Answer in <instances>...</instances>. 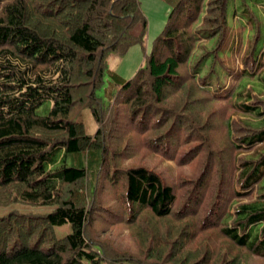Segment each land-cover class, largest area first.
I'll use <instances>...</instances> for the list:
<instances>
[{"label":"trees","instance_id":"obj_1","mask_svg":"<svg viewBox=\"0 0 264 264\" xmlns=\"http://www.w3.org/2000/svg\"><path fill=\"white\" fill-rule=\"evenodd\" d=\"M168 1L126 78L109 60L145 43L141 0H0V206L53 207L0 214V264H264V18L239 1L244 35L236 0ZM113 181L132 251L97 247Z\"/></svg>","mask_w":264,"mask_h":264},{"label":"rangeland","instance_id":"obj_2","mask_svg":"<svg viewBox=\"0 0 264 264\" xmlns=\"http://www.w3.org/2000/svg\"><path fill=\"white\" fill-rule=\"evenodd\" d=\"M239 1L241 2V0H236L235 2L232 1L229 4V23L233 29H236L238 32L242 31V33L246 35L249 33L248 21L246 17L240 13L241 5ZM246 1L253 9L255 14H257V16L264 18L263 3H255L253 0ZM141 5L149 21L145 43H133L124 54H112L109 60L110 66L115 68L119 74L126 78L132 77L137 72L139 67L144 63L147 53H150L154 46L155 38L160 34L166 25L170 10L172 8V5L168 0H141ZM236 9L238 11L236 13L237 16H234ZM242 24L244 26L243 28L241 26ZM210 45H212V43ZM223 52L228 53L229 49L226 48ZM218 67L219 66L217 65V68ZM108 80L109 76H105V82L99 90L103 97H105ZM83 111H85V122L88 132L94 133L98 126L97 122L89 108H85ZM127 124L128 123L125 117H119L117 121L112 123V125H115V127L119 130L118 132L124 130ZM119 190L120 186L119 184L115 183V181L111 183H104L101 187V201L103 202V205H106L107 207L106 209L99 208L93 212V227L97 233V236H99L100 241L97 247L102 251L106 249L108 253H117L119 252L118 249L121 248H123V250L128 248V251H132V248H136V241L130 232L129 226L126 224V219L123 222L121 221V217L125 216H121V214H119L122 208L121 204L116 199V192L118 193ZM110 204L113 205L112 207L114 211L110 208ZM13 208L48 211L53 207L48 205L34 206L14 202L11 205L0 206V214H4ZM108 216H111L112 220L116 218L113 220L112 224H109L108 222L110 221L106 220ZM102 224L104 225V228L100 229ZM56 230L59 236H64L71 230V225L70 223L58 225ZM107 242L110 243L111 250H109Z\"/></svg>","mask_w":264,"mask_h":264}]
</instances>
